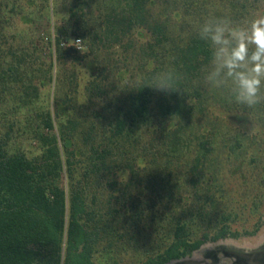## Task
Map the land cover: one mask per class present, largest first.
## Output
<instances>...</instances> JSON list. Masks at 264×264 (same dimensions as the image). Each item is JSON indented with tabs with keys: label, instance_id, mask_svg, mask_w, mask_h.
<instances>
[{
	"label": "trees",
	"instance_id": "obj_1",
	"mask_svg": "<svg viewBox=\"0 0 264 264\" xmlns=\"http://www.w3.org/2000/svg\"><path fill=\"white\" fill-rule=\"evenodd\" d=\"M221 1L211 16L241 22L264 13V0ZM73 2L70 34L88 46L96 72L84 104L73 71L70 92L56 91L45 105L41 91L54 69L74 59L69 33L51 34V60L38 65L22 26L52 15L50 0H0V112L5 106L1 114L19 116L3 133L0 114V264H168L209 243L257 236L264 105L250 113L205 83L209 52L197 36L205 16L193 11H207V0ZM139 30L150 40L138 46ZM165 70L181 75L182 92L143 88ZM216 105L228 120H211ZM250 117L261 136L228 125ZM19 140L36 143L37 153ZM126 171L127 182L120 180Z\"/></svg>",
	"mask_w": 264,
	"mask_h": 264
},
{
	"label": "rangeland",
	"instance_id": "obj_2",
	"mask_svg": "<svg viewBox=\"0 0 264 264\" xmlns=\"http://www.w3.org/2000/svg\"><path fill=\"white\" fill-rule=\"evenodd\" d=\"M40 1V0H39ZM46 1V0H41ZM195 4L200 5L201 0H194ZM211 0H207L206 7L207 11H202L200 13H197L196 10L195 16L198 14L205 16V19L210 17L211 15H214L213 11V4L215 7L218 8V10L221 8L220 3L221 0L218 1V3H212ZM73 0H50V13L52 15L49 16V14H45L42 16V18L37 22V25L32 28L31 25L22 26V28L25 27L27 31V35H25L27 39L28 45L31 47V42H35V45L37 46V52L36 55L38 60V65L41 64V62H49L51 60V45H50V39L51 34L54 35V33H57V30L61 27H63L62 31L65 33H69V35H65L66 37V43L65 45L71 49H74L75 51L73 57L74 59H71V63L67 64V66H64V69L61 68H55L54 69V82L52 84H48L46 87L42 89V104L45 105L49 103L52 104L53 97L56 93V96L64 95L67 92H70V80L69 76L72 75L73 71L76 74V81L73 83H77L78 81V97L80 104H84L87 101V97L85 95V86L88 82V80L93 76V74L96 72L95 64L91 61V58L87 57L88 52V46L84 44L81 38L71 36V23H68L69 18V8L73 4ZM262 8H264V4L261 5ZM216 9V8H215ZM261 13V12H260ZM182 14V13H181ZM208 14V15H207ZM259 14V12L257 13ZM183 15V14H182ZM181 15V17H183ZM207 15V16H206ZM256 15V14H255ZM192 18V17H191ZM193 20H191V24L193 25ZM192 29V26H191ZM80 40L81 46H77V41ZM134 40L139 45L145 43L146 41L150 40V34L147 33L145 30H139L136 31L134 34ZM13 41V40H11ZM100 46V51L103 50L102 45ZM32 49V48H31ZM113 50L118 51L116 52V56L124 59V55H122L123 48H119L116 46ZM39 55V56H38ZM93 58V57H92ZM43 59V61H42ZM123 61V60H122ZM124 63V62H123ZM125 64H127L125 62ZM138 64H130L128 68V72H125L127 70H124V81L120 85L123 86L125 89L129 88V86L132 84L130 80V72L135 69ZM37 68V67H36ZM71 68V69H70ZM125 69V68H124ZM120 92H118L119 95H122V87ZM118 89V90H119ZM64 97V96H63ZM52 107V106H51ZM1 113H5L6 108L3 106ZM4 111V112H3ZM1 118L3 120L2 124V131L5 133L9 129V124L12 123L13 120L19 121V116L15 113H8V115ZM231 115L224 109L220 108V106L216 105L212 109V113L209 114L211 116V120H215V118H223L225 120H228V116ZM251 116V115H250ZM6 117V118H4ZM6 120V121H5ZM20 125L24 126L25 122H18ZM5 125V126H4ZM228 125L235 127V129H240L242 132H246L249 135H259L261 136L262 129L260 125L258 124L255 117H250L249 120L246 123L243 124H233L232 122H229ZM253 125L256 128L255 133H251L250 129L253 127ZM14 130H17V126L14 127ZM16 135L18 133H15ZM15 134H12L13 136ZM20 145L25 149V151L30 154H36L38 151V146L36 143H31L29 140H19ZM130 179V172L126 171V173L120 174V180H125L126 182ZM264 245V228L261 230V232L252 238H246L242 240H233V239H227V240H221L216 243H209L204 245L201 249L196 251L192 256L183 258L181 260H177L174 262H171L170 264H239L237 263V258L233 255V252L235 251H253L256 250Z\"/></svg>",
	"mask_w": 264,
	"mask_h": 264
},
{
	"label": "clouds",
	"instance_id": "obj_3",
	"mask_svg": "<svg viewBox=\"0 0 264 264\" xmlns=\"http://www.w3.org/2000/svg\"><path fill=\"white\" fill-rule=\"evenodd\" d=\"M208 47V61L202 66L205 83L224 90L228 97L250 113L264 105V13L241 22L210 16L197 30ZM182 77L173 70L156 73L144 87L158 92H182ZM256 128L250 129L255 133Z\"/></svg>",
	"mask_w": 264,
	"mask_h": 264
},
{
	"label": "water",
	"instance_id": "obj_4",
	"mask_svg": "<svg viewBox=\"0 0 264 264\" xmlns=\"http://www.w3.org/2000/svg\"><path fill=\"white\" fill-rule=\"evenodd\" d=\"M233 255L237 258V263L239 264H264V245L253 251L238 250L233 252Z\"/></svg>",
	"mask_w": 264,
	"mask_h": 264
},
{
	"label": "built area",
	"instance_id": "obj_5",
	"mask_svg": "<svg viewBox=\"0 0 264 264\" xmlns=\"http://www.w3.org/2000/svg\"><path fill=\"white\" fill-rule=\"evenodd\" d=\"M80 43H81L80 40H78L76 45H77V46H81Z\"/></svg>",
	"mask_w": 264,
	"mask_h": 264
}]
</instances>
